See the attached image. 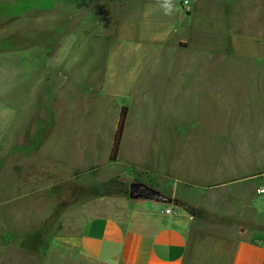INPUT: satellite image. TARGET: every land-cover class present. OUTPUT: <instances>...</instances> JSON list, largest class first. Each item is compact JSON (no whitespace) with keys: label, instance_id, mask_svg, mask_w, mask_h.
I'll return each instance as SVG.
<instances>
[{"label":"rangeland","instance_id":"rangeland-1","mask_svg":"<svg viewBox=\"0 0 264 264\" xmlns=\"http://www.w3.org/2000/svg\"><path fill=\"white\" fill-rule=\"evenodd\" d=\"M183 1L0 0V264H105L68 237L105 210L165 207L132 185L199 195L190 156L245 124L264 85V0Z\"/></svg>","mask_w":264,"mask_h":264},{"label":"crops","instance_id":"crops-1","mask_svg":"<svg viewBox=\"0 0 264 264\" xmlns=\"http://www.w3.org/2000/svg\"><path fill=\"white\" fill-rule=\"evenodd\" d=\"M248 94L259 96L246 107L245 124L228 129L224 135L213 133L210 141L216 146H198L190 156L202 168L194 170L199 190L194 200L173 186L161 195V185L156 186L154 179L153 184L146 183L154 197L138 199L163 201V209L171 208L172 213L143 206L123 212L105 210L69 236V243L88 259L105 264H193L207 247L214 263L264 264V192L260 191L264 188V85ZM218 137H224L221 140L230 143L231 150L250 149L258 166L248 170L237 163V167L230 159L232 152L218 147ZM185 156L182 152L181 157ZM187 163L183 161V165ZM140 168L144 174L150 171ZM179 169L184 171L185 167L179 165ZM182 180L183 188H193L192 182ZM184 204L199 213H190Z\"/></svg>","mask_w":264,"mask_h":264},{"label":"trees","instance_id":"trees-1","mask_svg":"<svg viewBox=\"0 0 264 264\" xmlns=\"http://www.w3.org/2000/svg\"><path fill=\"white\" fill-rule=\"evenodd\" d=\"M127 112L128 109L124 108L122 110V114L119 120V124L117 127V131H116V135H115V139H114V143H113V147L110 153V160L112 161H116L117 157L119 155L120 152V147H121V142H122V138H123V133H124V129H125V123H126V118H127ZM184 208L189 211L190 213L196 215L197 213H199V210L196 209L193 206H190L188 204H184L183 205Z\"/></svg>","mask_w":264,"mask_h":264},{"label":"water","instance_id":"water-1","mask_svg":"<svg viewBox=\"0 0 264 264\" xmlns=\"http://www.w3.org/2000/svg\"><path fill=\"white\" fill-rule=\"evenodd\" d=\"M131 195L132 196L146 195L148 197H154V194L151 192V190L148 187L143 186V185H132Z\"/></svg>","mask_w":264,"mask_h":264},{"label":"built area","instance_id":"built-area-1","mask_svg":"<svg viewBox=\"0 0 264 264\" xmlns=\"http://www.w3.org/2000/svg\"><path fill=\"white\" fill-rule=\"evenodd\" d=\"M183 2H184V5L185 6H188L190 1L189 0H184ZM260 191L261 192H264V188L263 187L260 188ZM162 212L163 213H172L173 212V209H171V208H165V209L162 210Z\"/></svg>","mask_w":264,"mask_h":264},{"label":"clouds","instance_id":"clouds-1","mask_svg":"<svg viewBox=\"0 0 264 264\" xmlns=\"http://www.w3.org/2000/svg\"><path fill=\"white\" fill-rule=\"evenodd\" d=\"M166 7H168L169 9H171V7H172L171 0H166Z\"/></svg>","mask_w":264,"mask_h":264}]
</instances>
